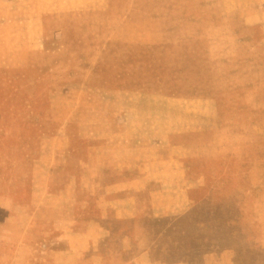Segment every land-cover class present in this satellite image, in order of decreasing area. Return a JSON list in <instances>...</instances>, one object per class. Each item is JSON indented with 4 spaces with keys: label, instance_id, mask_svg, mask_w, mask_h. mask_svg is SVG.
I'll use <instances>...</instances> for the list:
<instances>
[{
    "label": "rangeland",
    "instance_id": "1",
    "mask_svg": "<svg viewBox=\"0 0 264 264\" xmlns=\"http://www.w3.org/2000/svg\"><path fill=\"white\" fill-rule=\"evenodd\" d=\"M217 1L0 0V109L21 116L0 130V264H77L44 227L67 215L55 170L72 206L84 198L70 159L100 208L177 193L174 214L116 223L122 262L135 244L264 264V0ZM23 183L31 206L13 199Z\"/></svg>",
    "mask_w": 264,
    "mask_h": 264
},
{
    "label": "crops",
    "instance_id": "2",
    "mask_svg": "<svg viewBox=\"0 0 264 264\" xmlns=\"http://www.w3.org/2000/svg\"><path fill=\"white\" fill-rule=\"evenodd\" d=\"M222 1L223 0H218L217 2H221L222 4ZM9 112L10 111L6 112L0 109V130L2 131L9 128L10 131L19 132L20 126L18 123L21 116L18 115L16 119L17 123L15 122L16 124L10 127L8 126ZM11 113L13 116L18 114V112L16 113L15 111H11ZM56 159H58L59 162L58 164L55 162V169H58L62 163L63 156H55V160ZM72 160L73 159H70V163H73L75 169L68 171L69 176L67 179L77 180V191L79 195L84 197L81 199L79 198L80 201L76 203L81 207V211L76 208L77 206L75 203L73 204L74 207L70 203V195H68L66 190H62L61 188L64 184V182L60 180L61 171L55 170V174H53L48 181L47 189H50L48 186L51 185V191L53 193L61 194L59 196V201L61 207L67 210V215H61L58 219L51 217V220H48L49 223L46 221L44 222V227L47 235L53 234L56 231L66 235L62 236V238L68 242L69 246L73 245L72 252L75 257H77V264H181L174 261H160L161 257L155 249H149L139 255L140 250L135 244H132L131 247L126 249V252L124 251L125 255L127 253L128 259L124 258L122 262L121 258L117 256L116 250V239L119 236L116 223L132 221L134 218L141 219L144 209L148 206L155 209L157 214L162 217L174 214L177 211V205H175L176 203L174 201L177 193L174 190L151 191L145 196L134 195L133 198L129 200L128 204L123 207L106 206L100 208L98 207L99 196H96L94 192L85 191L86 188L80 186L79 182L82 178V174L80 170L78 171L77 163ZM1 177L2 179L5 178L3 172L2 174L0 173V178ZM20 187L21 186L18 184L15 188L13 199L17 203L31 206L35 198L30 189L34 190V187H32V185L27 187L24 183L22 187ZM89 200H92V203H87ZM82 211L87 213L88 216L81 215ZM75 212L80 213L74 214ZM35 214H37V212ZM35 214L33 217H36ZM37 227L40 228L42 225L35 223L30 233H36ZM183 264L194 263L187 262Z\"/></svg>",
    "mask_w": 264,
    "mask_h": 264
}]
</instances>
